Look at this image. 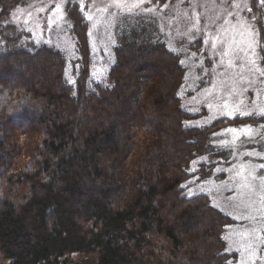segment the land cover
<instances>
[{
	"label": "trees",
	"instance_id": "trees-1",
	"mask_svg": "<svg viewBox=\"0 0 264 264\" xmlns=\"http://www.w3.org/2000/svg\"><path fill=\"white\" fill-rule=\"evenodd\" d=\"M35 1L0 0V264H238L224 238L235 221L181 186L198 158L217 159L205 173L229 164L212 133L264 116L186 127L182 55L143 11L121 14L114 61L95 79L89 23L71 3L68 76L65 52L13 21ZM249 1L264 68V2Z\"/></svg>",
	"mask_w": 264,
	"mask_h": 264
},
{
	"label": "rangeland",
	"instance_id": "rangeland-1",
	"mask_svg": "<svg viewBox=\"0 0 264 264\" xmlns=\"http://www.w3.org/2000/svg\"><path fill=\"white\" fill-rule=\"evenodd\" d=\"M152 1L38 0L17 9L13 21L35 41L63 50L71 64L67 68L71 76L76 54L66 10L71 3L83 4L85 18L91 16L86 20L92 76L98 79L114 61L121 14L146 12L158 20L155 29L162 41L182 55L186 78L179 97L188 116L186 127H206L221 118L262 116L264 68L258 56V34L248 14L250 1L168 0L158 9ZM116 2L123 6L115 7ZM137 4L139 7H133ZM57 5L59 11H55ZM246 126L212 133L208 147L226 151L229 164L205 173L200 169L217 159L208 155L198 158L189 169L193 175L181 187L186 197L208 196L212 206L235 221L224 238L226 252L236 253L238 264H264V124L250 126V133Z\"/></svg>",
	"mask_w": 264,
	"mask_h": 264
},
{
	"label": "snow or ice",
	"instance_id": "snow-or-ice-1",
	"mask_svg": "<svg viewBox=\"0 0 264 264\" xmlns=\"http://www.w3.org/2000/svg\"><path fill=\"white\" fill-rule=\"evenodd\" d=\"M262 2H264V0H262ZM122 6L123 5L120 2H116L115 3V7H117V8H121ZM133 7H139V5L138 4L137 5H133ZM80 8H81V10H83L84 5L81 4L80 5ZM59 10H60V5H57L55 11H59ZM130 10L131 9H129V11ZM41 11H43V9H41ZM249 11H251V9H249ZM86 19H89L90 20L91 19V16H86ZM262 75H264V73H262ZM225 107H227V105H225ZM247 115H251V114L248 113ZM261 115L264 116V113H261ZM230 131H236V130H230ZM245 131L248 132V133H250L251 132L250 126H246ZM261 167L264 168V165H261Z\"/></svg>",
	"mask_w": 264,
	"mask_h": 264
}]
</instances>
